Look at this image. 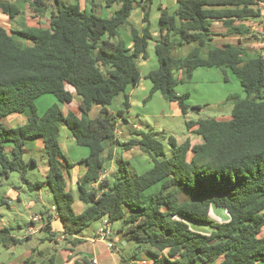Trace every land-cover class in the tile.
<instances>
[{"label": "trees", "instance_id": "1", "mask_svg": "<svg viewBox=\"0 0 264 264\" xmlns=\"http://www.w3.org/2000/svg\"><path fill=\"white\" fill-rule=\"evenodd\" d=\"M104 1L107 8L119 4L110 18L94 14L92 8L81 10L77 3L33 0L30 5L36 15L50 5L55 7L48 28H24L16 34L18 40L0 27V119L13 113L27 119L16 128L0 125V178L18 173L29 192L46 185L67 235H78L103 217L119 223L117 232L136 245L133 259L144 253L152 264L264 262V53L250 55L241 43L215 46L211 31L212 24L220 22L228 34L243 36L248 29L242 22L260 17L258 4L253 0H177L172 14L161 10L157 39L150 34L145 13L147 24L140 33L130 27L132 46L127 48L119 31L129 25L134 1ZM0 13L13 19L19 10L0 0ZM151 40L158 67L146 76L150 94L160 92L178 105L182 115L189 110L188 95L176 94L175 87L190 80L197 68L229 71L245 95L229 96L228 120L185 122L187 130L196 126L192 132L201 142L177 143L170 136L168 155L151 133L129 130L135 138L126 143H120L116 134L128 126L126 90L140 82L137 62L146 58ZM184 44H194L188 55L172 56V50ZM120 94L122 109L112 113L108 107ZM44 95L53 96L56 103L39 115L35 102ZM74 95L80 98L79 115L64 117L59 104H69ZM95 106L99 111L91 118ZM62 124L76 144L87 150L82 161L85 170L74 189L86 206L80 214L74 213V195L66 190L65 172L72 164L59 145ZM38 138L44 145L48 172L44 182L30 183L23 149L26 141ZM106 143L109 149L116 145L124 152L137 148L150 157L151 168L138 174L128 160L117 159L110 179H103L97 190L90 189L104 171ZM8 144L10 156L4 152ZM108 158L112 159V153ZM213 207L222 209L227 219L213 221ZM192 226L209 227L211 232L201 234ZM8 233L0 230V244H18Z\"/></svg>", "mask_w": 264, "mask_h": 264}, {"label": "crops", "instance_id": "2", "mask_svg": "<svg viewBox=\"0 0 264 264\" xmlns=\"http://www.w3.org/2000/svg\"><path fill=\"white\" fill-rule=\"evenodd\" d=\"M6 1H9L16 5L19 10V14L13 19H10L6 15L0 13V27L5 29L10 34L14 33V37L16 39L19 40V37L16 34L24 28H48L50 15L55 8L54 6L50 5L48 9H46L41 15H36L30 5L31 1L33 0ZM49 1H51L52 3L53 0ZM61 1L65 4L77 3L81 10H89L92 8V12L94 14L103 18L112 17L114 11L119 8V4H114L111 7L107 8L104 0ZM133 1L134 9L132 10L128 18L129 25L126 26L129 32V39L126 38V40H124V43L127 48H131L132 46V41L130 37V27L135 28L140 33L145 27V25L148 23L149 31L152 38L157 39L159 37V15L161 10H166L169 14H172L177 8V0ZM253 1H255L258 4V7L260 8V17L242 22V24L248 29V33L244 34L243 36H240L238 34H228L226 28L222 26V23L214 22L211 27V31L214 35L212 36L213 45L220 46L222 44L228 43L242 44L244 37L251 35V33L254 34L259 28L264 29V3L259 2L257 0ZM145 13L148 14L147 23L143 22V17ZM216 26H218L217 29H215ZM232 40H234L235 43H233ZM149 42H151L154 47V42L152 40ZM216 42L219 44H216ZM23 43L26 46L31 45L29 41H25ZM242 45L245 47L244 44ZM260 52L264 53V43L260 48ZM140 75L142 76L141 72ZM131 89L132 88L130 87L126 90V95L128 97L130 107L132 106V101L130 102ZM67 90L71 93L74 91L71 87H67ZM50 96L51 95H44L36 100L35 105L37 108V113L39 115H41L49 105L51 106L52 104L56 103L55 99ZM117 97H119V95L115 98ZM123 100L124 97H122V103ZM79 102L80 98L74 95L72 102H70L69 104H59V108L63 116L66 117L68 114L78 116ZM223 106L224 105L222 104L209 105L207 106V109L216 113V117L214 119L221 121L228 120L230 116L224 115L226 109H223ZM130 107L128 111L124 114V117L126 119V116L130 111ZM173 107L174 106H172V108ZM174 111L176 115H179L181 113L179 109ZM121 120V118L117 119V123L120 126L122 123ZM26 121L27 119L25 115L13 113L0 119V125L7 128H16L23 126ZM187 122L196 121L191 120ZM195 129L196 126L187 130V134L189 135L187 139L191 141V144H199L201 142L200 137L194 135L192 132ZM129 130L140 132V127L136 124H128V126L123 128L120 127L117 132V135H119L117 136V138L120 143H126L131 139L135 138L131 135ZM58 141L62 152L66 156L69 163L72 164V168L68 171V173L65 172L66 190L72 192L74 195V201L72 204L74 213L80 214L86 209V206L82 201H80L76 197L74 189L77 180L84 173L85 165L82 161L86 158L87 151L85 150L83 152L82 149H80V146L76 144L74 137L64 124L60 126ZM114 147V150L111 149V151L108 147H106L102 154L104 159H109V153H112V159L109 160V166H105L106 164L104 165V170L107 171V176H111L115 171V163L113 164V162H116V160H114L115 149L120 147L116 145H114ZM23 150V161L26 164V179L30 183L44 182L46 174L48 172V166L42 139L38 138L26 141ZM133 150L134 148H132L130 151H126V160L133 161L135 158L140 157L136 154V152L132 155H129V153ZM4 152L8 156H10L12 152V146L10 144L6 145ZM68 153H71L73 155V158H70ZM109 176L107 177L108 179H110ZM3 179H8L10 181V184L7 186V184L4 183ZM99 184L100 183L97 182L95 184L90 185L89 188L97 190ZM4 186H6V189L2 192V188ZM43 194H46L48 198L47 201L42 198ZM52 200V196L48 191L46 185L40 187L35 192L27 191L25 185L20 183L18 173L14 172L10 174L8 178H0V230L7 229L9 231V233L7 234L8 236L19 240V243L14 246L5 247L0 244V246L4 250L5 255L9 254V252L13 248L16 249L15 253L12 252L9 258H5V260H7L8 262L7 264H74L76 262L83 263L84 261H86L87 264H90L93 259L97 260V264H152V261L144 253L137 254L134 259L131 257L128 260H126L122 256L121 250L116 246L115 242V238L117 236L121 237V234L117 232V228L120 225L119 223L113 224V227L115 229L113 237L114 248L109 249L106 242L96 239L99 232L103 229L104 222L107 221L106 217H103L98 220L100 221L101 225L95 230L93 234H84L83 231L80 234L73 236L65 234L63 232L62 223L55 212V206ZM14 203L17 205H22L25 210H27V212H30L28 224L15 223L14 212H17V210L15 208ZM36 206H41L42 210L37 213L32 212V209ZM33 217L36 218L35 221L32 220ZM196 228L198 229V227ZM210 232L211 230L207 233L209 234ZM262 232L264 234V226ZM120 242L122 246L126 247L128 245V241L124 237L120 238ZM28 243L30 245L32 244V247H29ZM23 246L26 247L24 252L20 250V248H22ZM218 262H220V260H218ZM256 264H264V262H258Z\"/></svg>", "mask_w": 264, "mask_h": 264}, {"label": "rangeland", "instance_id": "3", "mask_svg": "<svg viewBox=\"0 0 264 264\" xmlns=\"http://www.w3.org/2000/svg\"><path fill=\"white\" fill-rule=\"evenodd\" d=\"M217 27L218 26H216L215 29H217ZM259 29L254 34L251 33V35H248L243 39L242 44L245 45V48L250 55L259 53L260 48L264 43V29ZM119 34L123 41L126 40V38L129 39V32L126 27L121 28ZM232 42L235 43L234 40H232ZM216 44L219 43L216 42ZM193 47L194 44H184L181 48L172 50L171 54L177 58H184L193 49ZM137 65L142 74V78L138 85L130 91V102L132 101V106L126 116L128 124H136L140 127V132L153 134L162 143L166 155L170 153V147L166 141L168 137H173L177 143H182L187 139V137H189L185 122L215 118L216 113L207 109V106L209 105H224L223 109H226L224 115L230 116L232 102L227 101L229 96L237 94L241 98L245 97L237 79L229 71H222L217 68H197L193 71L190 80L180 82L175 87V92L177 94L188 95L186 104L189 106V110L185 115H182L181 113L176 115L174 110H178L179 107L175 102L167 101L158 91L150 94L151 82L146 78V76L149 71L157 69L158 67L154 47L151 42H149L147 47L145 60H138ZM180 74L181 73H178L176 78L180 79ZM122 97V95H119V97L113 100L112 104L108 107L110 112L116 113L117 110L120 108L122 109ZM172 106L174 107L172 108ZM93 109L90 114L91 118L97 116L99 107L95 106ZM126 126L127 125H123L122 128ZM105 146L109 148L107 143ZM114 148L115 147H111L110 149L114 150ZM80 149H82L83 152L86 150L82 147H80ZM135 152L140 157L135 158L133 161H129V163L134 171L138 174H142L151 168L152 162L148 155L142 153L137 148H134L129 155H132ZM125 153L126 152L122 151L121 148L115 149L114 160L120 158L126 160ZM68 154L70 158H73L71 153ZM109 162V160L105 159V166H109ZM114 163L116 162H113V164ZM3 181L7 184V186L10 184L8 179H3ZM5 189L6 186L2 188V192ZM42 198H44L45 201L48 200L46 194H43ZM14 205L17 210V212H14L15 223L28 224L30 212H27L22 205H17L15 203ZM41 210V206H36L32 209V212L37 213ZM211 218L215 222H223L227 219V216L222 209L213 207L211 211ZM100 225V221L93 222L89 227L83 230V233L93 234ZM196 227H198V229ZM192 230L201 234H208L207 232L210 231V228L205 226H192ZM120 236L123 237V235ZM121 237L117 236L115 238L116 246L121 250L122 256L128 260L132 257L136 245L132 242H128L126 247L122 246L120 242ZM28 246L32 247V244L30 245L28 243ZM25 249V246L20 248L23 252ZM12 250L9 254L5 255L3 248L0 246V264L8 263L5 258H9L12 252L15 253L16 249L13 248Z\"/></svg>", "mask_w": 264, "mask_h": 264}, {"label": "built area", "instance_id": "4", "mask_svg": "<svg viewBox=\"0 0 264 264\" xmlns=\"http://www.w3.org/2000/svg\"><path fill=\"white\" fill-rule=\"evenodd\" d=\"M118 130L116 131L117 134ZM107 177V171H102V173L99 175L98 181L101 182L103 179ZM32 220H36L35 217L32 218ZM115 229L113 227V223H110L108 221L104 222L103 229L99 232L98 236L96 239L102 240L107 243V246L109 249L114 248V242H113V237H114ZM90 264H97V260L93 259Z\"/></svg>", "mask_w": 264, "mask_h": 264}]
</instances>
